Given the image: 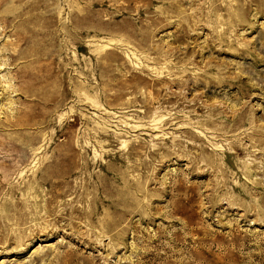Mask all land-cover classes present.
Segmentation results:
<instances>
[{"label":"rangeland","instance_id":"obj_1","mask_svg":"<svg viewBox=\"0 0 264 264\" xmlns=\"http://www.w3.org/2000/svg\"><path fill=\"white\" fill-rule=\"evenodd\" d=\"M0 264H264V0H0Z\"/></svg>","mask_w":264,"mask_h":264}]
</instances>
